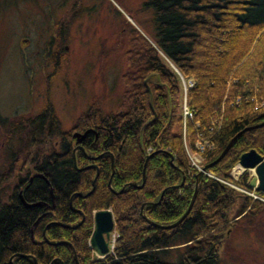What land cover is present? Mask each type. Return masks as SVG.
I'll return each instance as SVG.
<instances>
[{"label": "trees", "instance_id": "1", "mask_svg": "<svg viewBox=\"0 0 264 264\" xmlns=\"http://www.w3.org/2000/svg\"><path fill=\"white\" fill-rule=\"evenodd\" d=\"M142 9L149 15V39L155 48L131 29L129 35L136 47L130 42L131 48L124 54L131 61V69L120 77L122 94L116 113L102 116L89 107L74 128L65 131L47 105L34 120L21 124L27 130L22 132L23 141L47 138V147L34 161L32 173L42 174L48 185L39 179L34 193L25 196L46 202L50 187L55 219H65V223H70L72 216L67 208L69 196L87 193L95 171L73 169L71 153L76 146L71 133L90 130L80 144L85 153H74L77 168L92 162L98 172L92 193L72 201L73 206L85 208L84 222L75 230L52 227L41 235L42 223L47 220L43 217L33 227L30 239V225L41 212L36 207H23L14 195L8 204H0V264H9L11 256L12 264H33L27 256L36 264H48L55 257L62 264H75L72 251L78 264H220L217 252L228 228L227 212L236 205L234 190L211 178H201L192 206L179 224L160 229L145 220L158 225L175 222L186 210L195 186V178L188 180L186 172L178 78L161 62L157 51L183 78L193 79L186 91L192 118L184 130L190 147L195 132L206 134L210 120L222 111L219 129L211 138L214 147L204 153L205 165L242 128L264 121V105L255 108L256 102L264 104V0H146ZM149 75L156 79V83L148 84L154 118L143 84ZM263 137L264 126L239 134L208 171L226 177L242 153L250 149L264 153ZM55 138L59 140L57 149L52 146ZM110 155L113 175L108 186ZM147 155L143 186H127L141 183ZM86 156L96 159L90 161ZM170 157L176 169L169 165ZM181 173L183 185L174 188ZM107 208L116 238L111 254L102 260L92 256L86 241L91 231V211ZM44 237L48 242L66 241L70 246H53L45 243ZM173 250L179 253L176 258L165 260Z\"/></svg>", "mask_w": 264, "mask_h": 264}, {"label": "rangeland", "instance_id": "2", "mask_svg": "<svg viewBox=\"0 0 264 264\" xmlns=\"http://www.w3.org/2000/svg\"><path fill=\"white\" fill-rule=\"evenodd\" d=\"M145 2L0 0V204H8L3 202L15 193L14 183H10L12 176L20 173L22 181L31 175L36 168L34 161L47 147V138L40 136L38 141H23L22 132L27 130L21 127L22 123L34 120L47 105L65 131L72 130L89 107L102 116L119 110L120 77L131 69V61L124 57L131 48V29L155 48L149 39V15L142 9ZM135 43L133 40V48ZM157 56L177 73L158 51ZM178 88L181 94V85ZM53 144L57 149L59 140L55 138ZM88 165L93 164L85 166ZM21 166L27 169L26 175L19 171ZM189 169L186 163L187 173ZM228 172L226 177L207 172L213 177L208 178L234 190L236 197V205L227 212L228 228L217 252L220 264H264V195L248 188V180L240 179L241 175L235 178ZM17 185L16 191L21 187L20 183ZM72 195L68 198L69 209L73 198L78 197ZM178 254L173 250L164 259L171 261Z\"/></svg>", "mask_w": 264, "mask_h": 264}, {"label": "water", "instance_id": "3", "mask_svg": "<svg viewBox=\"0 0 264 264\" xmlns=\"http://www.w3.org/2000/svg\"><path fill=\"white\" fill-rule=\"evenodd\" d=\"M152 83H154V81H151L148 77L143 81V84L146 87V91L148 92V104H149V107H150V109L152 111L153 118H154L155 114H154V112L152 110V107H151V94H150V91H149V88H148V84H152ZM262 126H264V121H262L261 123L255 124V125H251V126H247V127L242 128L240 131H238L227 142V144L224 146L222 151L219 153V155L213 161H211L208 164H205L202 167V169L195 176L194 191L192 193V196H191V199L189 201V204H188L186 210L183 212V214L175 222H173V223H171L169 225H158V224H155V223H151L150 221L145 219V217L143 215H141V217L143 219H145L146 222L149 225H151L153 227H156V228H160V229L172 228V227L176 226L177 224H179L183 220V218L187 215V213L189 212V210H190V208L192 206V203H193L195 195H196V188L198 186L200 178L202 177V173L205 170L211 168L213 165H215L224 156V154L227 152V150L231 146L232 142L235 140V138L239 134H241L243 132H246L248 130H251L253 128H259V127H262ZM89 132H90V130H84L82 133L74 132L71 135L72 140H74V144L76 146L72 150V153H71V161H72L73 169L76 170V171H82V170H86L88 168H93L95 170L94 177H93V179L91 181V190L86 195H88V194H90L92 192L98 172H97V170H96L94 165H88V166H84V167H81V168H77L76 164H75L74 153H75L76 150L83 151L82 147L79 144L82 142V140L87 136V134ZM263 145H264V141H263ZM148 158H149V155H147L145 157V161H144V164H143V167H142L141 183L139 185H135L134 183H128L127 186H132V187H135V188H141L143 186L144 180H145V178H144L145 163H146ZM91 159H96V158H91ZM112 160L113 159L110 156V172H111V174H110V176H109V178L107 180L108 186L110 184V177H111V175L113 173ZM169 165L171 167H174L173 164H172V158L171 157L169 158ZM238 165L241 166L244 169H252V168H254V172H255L256 178H252L249 181L248 187L252 188L254 186V184H255V179H256L257 180V186L255 187V190L258 191L259 193H263L264 194V157L260 156L254 150L251 149V150H249V151H247V152H245V153H243V154H241L239 156ZM174 169H176V168L174 167ZM183 182H184V176L181 173V180H180L178 185L174 186V188L181 187L183 185ZM122 188L120 189L119 193L122 191ZM49 193H50V196L52 197V193H51V189L50 188H49ZM20 194H21V192L18 193V197H20ZM161 195H162V193L159 195L158 201L160 200ZM75 196L79 197L80 195L79 194H75ZM19 199L21 201V198H19ZM23 205L25 207H27V208L38 206V204L27 205L25 203H23ZM143 206L144 205H142L141 208H143ZM92 225H93L92 226V232H91L89 240H88V247L93 251L95 257H97L99 259H102V258L106 257L107 254H108L107 240H108V237H109V232L112 230V226H113L111 212L108 209L99 210V211L94 212L93 216H92ZM30 237H31V233H30ZM64 244L70 246L69 243L65 242V241H57V242L53 243V245H64ZM72 253H73V260L77 264V261H76V258H75V254H74L73 251H72ZM17 256H19V255H17ZM13 257L14 256H11L9 258V264H11V260H12ZM20 257H25V256H20ZM27 258L31 259L33 264H36L35 260L32 257L27 256ZM51 263H49V264H51Z\"/></svg>", "mask_w": 264, "mask_h": 264}, {"label": "flooded vegetation", "instance_id": "4", "mask_svg": "<svg viewBox=\"0 0 264 264\" xmlns=\"http://www.w3.org/2000/svg\"><path fill=\"white\" fill-rule=\"evenodd\" d=\"M49 45V44H48ZM82 143V142H81ZM80 143V144H81ZM81 146V145H80ZM59 146H57V148H58ZM82 147V146H81ZM260 154V153H259ZM262 154V156L264 155V153H261ZM91 161V160H90ZM92 163V162H91ZM24 170H27L25 167H20V169H19V171L20 172H22V171H24ZM9 172V171H8ZM247 173H250V172H246V171H244V172H242V174H241V176H240V179H245V180H248V182L250 181V179H251V175L248 177L247 176ZM20 174V173H19ZM18 174V175H19ZM24 174L26 175L27 174V171H24ZM31 175H27L22 181H20L21 179H19V177H18V175L15 173L13 176H12V178H11V180H10V183L12 184V183H14V185L12 184V187H13V189H14V191H15V193L13 192V194L10 196V197H8V199L6 200V202H3V203H8L9 202V200L15 195V197L17 198V200L19 201V203L23 206V207H25L24 205H23V203H25V204H27V205H31V204H38V206H34V207H31V208H38L39 210H40V214L38 215V217L31 223V225H30V230H29V234L31 233V231H32V229H33V227L36 225V224H38V222H40L41 221V219L43 218V217H46V221L44 222V223H42V226H43V230H42V232H41V235H44V231H45V229H48V228H52V227H55V228H63V229H71V230H75L77 227H79V225H81L83 222H84V219H85V214H84V211H83V209H85L84 207H81V206H79V205H76V206H73L72 205V208L71 209H69V199H68V204H67V208H68V210L70 211V213L72 214V216H71V219L70 220H68V221H71V222H75V223H65L64 221H65V219H60L59 217H58V220H56L55 219V215H54V198H53V195H52V197L50 196V193H49V188L50 187H48V190H47V192H48V194H49V199L46 201V202H42V201H37L36 199H28L25 195L26 194H29V195H31L32 193H34V191H35V189L37 188V181L39 180V179H43V183H45V185H48L47 184V182H46V180H45V178H41V177H39V175L38 174H40V173H37V172H33V173H30ZM6 175V174H5ZM22 182V183H21ZM20 183V185H21V187H20V190H15V186H18L17 184H19ZM247 187H248V185H247ZM249 188V187H248ZM51 189V188H50ZM253 190V189H252ZM254 191L255 192H257V194L259 193L258 191H256L255 189H254ZM19 192H21V194H20V197H18V193ZM51 193H52V190H51ZM260 194H262V195H264L263 193H260ZM80 196L78 197V198H85L84 197V195L83 194H79ZM24 196H25V198H24ZM75 195L73 194L72 195V198L74 197ZM19 198H21V201L23 202H21L20 201V199ZM75 198V197H74ZM73 198V199H74ZM25 208H27V207H25ZM28 209H30V208H28ZM109 211H110V209L109 208H107ZM103 210H105V209H103ZM96 211H99V210H95V211H91V231H90V234H91V232H92V216H93V213L94 212H96ZM111 212V211H110ZM111 216H112V214H111ZM112 222H113V220H112ZM113 233H114V235L116 234L115 233V230H114V228H113V226H112V230L109 232V237H108V240H107V247H108V254H107V256H109L110 254H111V249H110V246L111 247H113L112 246V242L114 241L113 240V237H114V235H113ZM89 237H90V235H89ZM89 237H88V239H87V241H86V245H87V248L91 251V254H92V256L94 257V258H96V259H99V258H97V257H95V255H94V253H93V251L88 247V240H89ZM110 237H111V239H110ZM30 239H32V234H31V237H30ZM44 242L45 243H48V244H51V245H53V243L54 242H57V241H51V242H48L46 239H45V237H44ZM66 242V241H65ZM70 245V244H69ZM53 246H58V245H53ZM72 256H73V253H72ZM106 256V257H107ZM106 257H104V258H102V260L103 259H105ZM14 258V257H13ZM76 258V257H75ZM74 261V260H73ZM77 261V260H76ZM53 263V262H57V263H61L62 264V262L60 261V259L59 258H57V257H55V258H53L49 263ZM75 262V261H74ZM33 263V262H32ZM48 263V264H49ZM51 263V264H52ZM12 264V263H11ZM76 264V263H75ZM78 264V263H77Z\"/></svg>", "mask_w": 264, "mask_h": 264}, {"label": "built area", "instance_id": "5", "mask_svg": "<svg viewBox=\"0 0 264 264\" xmlns=\"http://www.w3.org/2000/svg\"><path fill=\"white\" fill-rule=\"evenodd\" d=\"M188 86L190 83L188 82ZM186 87L183 85V92ZM255 98H250L249 100H254ZM181 115H182V126L187 120H191L192 112L188 109L185 104V100L183 99L181 105ZM221 117H215L211 119L209 122V127L207 129V133H200L198 131L195 132V141L193 143L192 149L188 147L184 141V136L182 135L183 148L187 158V163L189 164L190 169L188 170V174L193 176L197 171L201 169L203 155L207 151H210L214 147V143L211 138L214 137L216 131L219 129ZM195 128L197 127V123L194 124ZM184 129V128H183ZM205 176L212 177V175L205 173Z\"/></svg>", "mask_w": 264, "mask_h": 264}, {"label": "bare ground", "instance_id": "6", "mask_svg": "<svg viewBox=\"0 0 264 264\" xmlns=\"http://www.w3.org/2000/svg\"><path fill=\"white\" fill-rule=\"evenodd\" d=\"M170 64H171V67L177 72L176 73V75L177 76H179V77H181V74H180V72L176 69V67L170 62ZM153 75H149L148 76V78L151 80V81H154V83H156V79H154L153 77H152ZM181 95L183 96V94L181 93ZM237 102L238 103H240L241 102V98H238L237 99ZM263 102L262 103H259V102H256L255 103V108L256 109H258V108H261V107H263ZM181 118H182V115H181ZM82 133V132H81ZM182 135L184 136V132L182 133ZM80 145V144H79ZM82 150H83V148H82ZM76 151H80V150H76ZM75 151V152H76ZM83 153H85L84 152V150L82 151ZM260 156H262L261 154H259ZM111 157H112V159H113V156L112 155H110ZM112 166H113V160H112ZM83 171V170H82ZM39 175V177H41V178H44V176L42 175V174H38ZM145 181V180H144Z\"/></svg>", "mask_w": 264, "mask_h": 264}]
</instances>
